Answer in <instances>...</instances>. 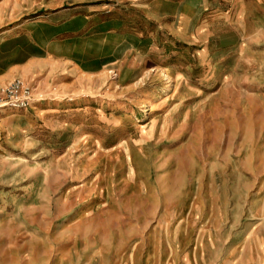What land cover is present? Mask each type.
<instances>
[{
  "label": "rangeland",
  "instance_id": "1",
  "mask_svg": "<svg viewBox=\"0 0 264 264\" xmlns=\"http://www.w3.org/2000/svg\"><path fill=\"white\" fill-rule=\"evenodd\" d=\"M17 3L0 264H264V0Z\"/></svg>",
  "mask_w": 264,
  "mask_h": 264
},
{
  "label": "crops",
  "instance_id": "2",
  "mask_svg": "<svg viewBox=\"0 0 264 264\" xmlns=\"http://www.w3.org/2000/svg\"><path fill=\"white\" fill-rule=\"evenodd\" d=\"M34 14H19L17 0H0V85L33 71L31 61L41 56L40 43L32 35L34 25L20 23Z\"/></svg>",
  "mask_w": 264,
  "mask_h": 264
},
{
  "label": "built area",
  "instance_id": "3",
  "mask_svg": "<svg viewBox=\"0 0 264 264\" xmlns=\"http://www.w3.org/2000/svg\"><path fill=\"white\" fill-rule=\"evenodd\" d=\"M32 98L30 88L21 80H14L6 88H0V108H25L33 102ZM4 99L7 101L2 103Z\"/></svg>",
  "mask_w": 264,
  "mask_h": 264
}]
</instances>
